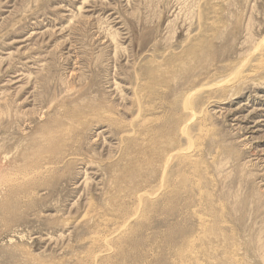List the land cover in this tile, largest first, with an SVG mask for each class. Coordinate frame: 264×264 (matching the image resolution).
Here are the masks:
<instances>
[{
  "label": "rangeland",
  "instance_id": "obj_1",
  "mask_svg": "<svg viewBox=\"0 0 264 264\" xmlns=\"http://www.w3.org/2000/svg\"><path fill=\"white\" fill-rule=\"evenodd\" d=\"M0 96V264H264V0H0Z\"/></svg>",
  "mask_w": 264,
  "mask_h": 264
},
{
  "label": "bare ground",
  "instance_id": "obj_2",
  "mask_svg": "<svg viewBox=\"0 0 264 264\" xmlns=\"http://www.w3.org/2000/svg\"><path fill=\"white\" fill-rule=\"evenodd\" d=\"M114 23H115V22H114ZM194 49H195V48H194ZM194 49H193V50H194ZM41 66H42V65H41ZM7 72H8V71H7ZM139 76H140V75H139ZM23 77H24V76H23ZM13 80H14V79H13ZM15 80H20V79L16 78ZM232 81H233V80H232ZM8 82H9V81H8ZM8 82H7V83H8ZM21 82H22V81H21ZM17 83H19V81H16L14 84H17ZM221 84H222V83H221ZM215 85H216V84H215ZM218 86H219V85H218ZM15 87H16V86H15ZM18 87H19V86H18ZM24 88H25V86H24ZM218 88H219V87H218ZM230 88H231V87H230ZM10 89H11V88H10ZM227 89H229V88H227ZM7 90H8V89H7ZM142 90H143V89H142ZM17 91H18V90H17ZM11 92H12V91H11ZM14 93H15V92H14ZM14 93H13V94H14ZM16 93H18V92H16ZM116 95H117V94H116ZM143 95H144V94H143ZM1 96H2V95H1ZM1 96H0V98H1ZM5 100H6V99H5ZM5 100H4V101H5ZM142 100H143V99H142ZM2 101H3V100L1 99V100H0V103H1ZM140 101H141V100H140ZM6 102H7V101H5V103H6ZM3 104H4V103H3ZM148 107H149V106H148ZM149 109H151V108H149ZM142 110H143V109H142ZM147 110H148V109H147ZM147 110H146V111H147ZM149 111H150V110H149ZM149 111H148V112H149ZM151 111H153V110H151ZM143 113H144V112H143ZM22 114H23V113H22ZM146 114H147V113H146ZM190 114H191V113H190ZM143 119H144V118H143ZM145 126H146V125H145ZM141 129H142V128H141ZM182 130H183V129H182ZM141 132H142V131H141ZM148 132H149V131H148ZM107 133H108V132H107ZM145 133H146V131H145ZM186 133H187V132H186ZM96 134H97V133H96ZM131 135H136V134H131ZM126 137H127V136H126ZM126 137H125V138H126ZM133 137H134V136H133ZM135 137H136V136H135ZM134 139H135V138H134ZM136 139H138V138H136ZM189 139H190V138H189ZM127 140H128V138H127ZM128 141H129V140H128ZM140 142H141V141H140ZM140 142H139V143H140ZM159 144H160V143H159ZM192 145H193V144H192ZM112 146H113V145H112ZM158 146H159V145H158ZM189 147H190V146H189ZM189 147H188L187 149H189ZM103 148H104V147H103ZM156 149H157V147H156ZM169 149H171V148H169ZM150 150H151V148H150ZM159 150H160V152H161V148H160ZM189 150H191V148H190ZM152 151H155V150H152ZM170 151H171V150H170ZM178 151H180V150H178ZM183 151L185 152V151H187V150H183ZM155 152H158V149H157V151H155ZM171 152H172V151H171ZM168 153H169V152H168ZM176 153H178V152H176ZM145 154H147V152H146ZM157 154H158V153H157ZM163 154H165V153H163ZM163 154H161V155H163ZM179 154H180V152H179ZM189 154H190V153H189ZM147 155H148V154H147ZM170 155H172V154H170ZM170 155H169V156H170ZM177 155H178V154H177ZM180 155H181V154H180ZM182 155H183V154H182ZM190 155H191V154H190ZM152 156H153V152H152ZM152 156H151V157H152ZM156 156H157V155H156ZM183 156H184V155H183ZM193 156H194V154H193ZM136 157H137V156H136ZM186 157H187V156H186ZM0 158H1V157H0ZM147 158H148V157H147ZM152 158H153V157H152ZM157 158H158V156H157ZM162 158L164 159V157H162ZM162 158H161V159H162ZM173 158L175 159V157H173ZM188 158H189V157H188ZM148 159H150V157H149ZM148 159H147V160H148ZM154 159H155V158H154ZM165 159H166V158H165ZM170 159H171V158H170ZM174 159H173V160H174ZM181 159H182V158H181ZM181 159H180V161H181ZM1 160H2V159H1ZM135 160H136V159H135ZM150 160H151V159H150ZM156 160H157V159H156ZM176 160H177V159H176ZM160 161H161V160H160ZM166 162H167V161H166ZM166 162H165V163H166ZM162 163H163V162H162ZM165 163H164V164H165ZM175 163H176V161H175ZM183 163H185V162H183ZM193 163H194V162H193ZM172 164H173V163H172ZM191 164H192V163H191ZM5 165H6V164H5ZM162 165H163V164H162ZM165 165H166V164H165ZM58 166H59V164H58ZM170 166H171V165H170ZM163 167H164V166H163ZM163 167H162V168H163ZM50 169H51V171H52L53 168H50ZM169 169H170V167H169ZM48 170H49V169H48ZM48 170H47V171H48ZM40 171H41V170H40ZM51 171H50V172H51ZM167 171H168V170H167ZM38 172H39V171H38ZM168 172H169V171H168ZM33 173H34V172H33ZM45 173H46V172H45ZM51 173H52V172H51ZM29 174H30V173H29ZM37 174H38V173H37ZM47 174H48V173H47ZM49 174H50V173H49ZM162 174H163V173H162ZM38 175H39V174H38ZM45 175H46V174H45ZM28 176H29V175H28ZM34 177H36V176L33 175V178H34ZM165 181H166V180H165ZM90 185H91V184H90ZM92 185H93V184H92ZM99 185H100V184H99ZM165 185H166V184H165ZM165 185H164V186H165ZM0 186H1V185H0ZM162 186H163V185H162ZM162 186H161L160 189H162ZM159 187H160V186H159ZM159 187H158V188H159ZM163 189H165V188H163ZM166 189H169V187L166 188ZM166 189H165V190H166ZM141 191H142V190H141ZM157 191H158V190H156V192H157ZM158 192H159V191H158ZM5 193H6V192H5ZM146 193H147V191H146ZM152 193H153V192H152ZM152 193H151V194H152ZM148 194H149V192H148ZM141 195H142V193H141ZM144 195H145V194H144ZM149 195H150V194H149ZM154 195H155V194H154ZM156 195H157V194H156ZM167 195H168V194H167ZM167 195H166V196H167ZM173 195H174V194H173ZM139 196H140V195H139ZM134 197H135V196H134ZM147 197H149V196H147ZM149 198H150V197H149ZM142 199L144 200V197H142ZM142 199H141V201H142ZM153 199H154V198H153ZM166 199H167V198H166ZM168 199H169V198H168ZM139 200H140V198H139ZM145 200H149V199H145ZM157 200H158V199H157ZM142 202H143V201H142ZM142 202H141V203H142ZM145 202H146V201H145ZM147 202H149V201H147ZM152 202H153V200H152ZM135 203H136V202H135ZM149 203H150V202H149ZM149 203H148V204H149ZM138 206H139V204H138ZM142 206H143V205H142ZM145 206H147V205H145ZM140 207H141V205H140ZM136 212H137V210H136ZM136 214H137V213H136ZM92 216H93V215H92ZM136 216H137V215H136ZM99 219H100V218H99ZM102 220H103V219H102ZM111 220H112V219H111ZM129 220H130V219H129ZM129 220H128V221H129ZM107 222H108V221H107ZM124 222H125V221H124ZM125 223H126V222H125ZM127 223H128V222H127ZM105 226H106V225H105ZM117 227H118V226H117ZM119 227H120V226H119ZM124 227H125V226H124ZM124 229H125V228H124ZM122 230H123V229H122ZM117 231H118V230H117ZM117 233H118V232H117ZM115 235H116V233H115ZM118 235H119V234H118ZM109 239H110V238H109ZM99 241H100V240H99ZM112 243H113V242H112ZM91 244H92V243H91ZM101 256H102V255H101ZM108 258H109V257H108Z\"/></svg>",
  "mask_w": 264,
  "mask_h": 264
}]
</instances>
